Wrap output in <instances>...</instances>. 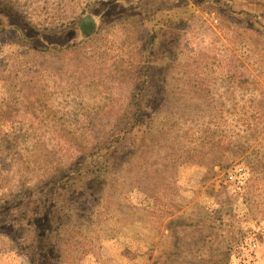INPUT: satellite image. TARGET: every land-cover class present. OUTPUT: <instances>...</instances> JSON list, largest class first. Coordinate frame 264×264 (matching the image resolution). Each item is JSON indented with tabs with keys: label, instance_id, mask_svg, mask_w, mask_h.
Segmentation results:
<instances>
[{
	"label": "rangeland",
	"instance_id": "rangeland-1",
	"mask_svg": "<svg viewBox=\"0 0 264 264\" xmlns=\"http://www.w3.org/2000/svg\"><path fill=\"white\" fill-rule=\"evenodd\" d=\"M259 226L264 0H0V264H236Z\"/></svg>",
	"mask_w": 264,
	"mask_h": 264
},
{
	"label": "built area",
	"instance_id": "built-area-1",
	"mask_svg": "<svg viewBox=\"0 0 264 264\" xmlns=\"http://www.w3.org/2000/svg\"><path fill=\"white\" fill-rule=\"evenodd\" d=\"M239 171L240 174H242L243 168L240 167ZM230 177L232 178L233 175ZM260 227L261 226L253 232H247V235L239 246L241 251L238 253H243V255L239 257L236 264H264V257L261 258L257 254L261 244L259 237L263 235V233L260 232Z\"/></svg>",
	"mask_w": 264,
	"mask_h": 264
}]
</instances>
